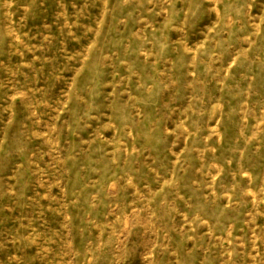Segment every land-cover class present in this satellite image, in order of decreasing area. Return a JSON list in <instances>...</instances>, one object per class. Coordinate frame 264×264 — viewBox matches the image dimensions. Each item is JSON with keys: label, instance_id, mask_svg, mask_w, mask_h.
<instances>
[{"label": "rangeland", "instance_id": "rangeland-1", "mask_svg": "<svg viewBox=\"0 0 264 264\" xmlns=\"http://www.w3.org/2000/svg\"><path fill=\"white\" fill-rule=\"evenodd\" d=\"M0 264H264V0H0Z\"/></svg>", "mask_w": 264, "mask_h": 264}]
</instances>
